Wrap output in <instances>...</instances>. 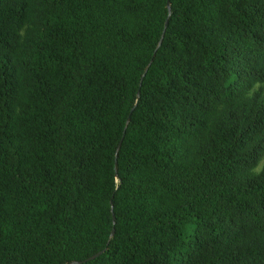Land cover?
I'll list each match as a JSON object with an SVG mask.
<instances>
[{
  "label": "trees",
  "instance_id": "trees-1",
  "mask_svg": "<svg viewBox=\"0 0 264 264\" xmlns=\"http://www.w3.org/2000/svg\"><path fill=\"white\" fill-rule=\"evenodd\" d=\"M93 256L264 264V0H0V264Z\"/></svg>",
  "mask_w": 264,
  "mask_h": 264
},
{
  "label": "water",
  "instance_id": "water-1",
  "mask_svg": "<svg viewBox=\"0 0 264 264\" xmlns=\"http://www.w3.org/2000/svg\"><path fill=\"white\" fill-rule=\"evenodd\" d=\"M130 121V118H129V120H128V122ZM121 145V144H120ZM96 256H93V257H90L89 259H87V260H84V261H77V262H73L72 264H82V263H84V262H87L88 260H92V259H94Z\"/></svg>",
  "mask_w": 264,
  "mask_h": 264
},
{
  "label": "rangeland",
  "instance_id": "rangeland-1",
  "mask_svg": "<svg viewBox=\"0 0 264 264\" xmlns=\"http://www.w3.org/2000/svg\"><path fill=\"white\" fill-rule=\"evenodd\" d=\"M262 166H263V163L259 166L258 171L262 168Z\"/></svg>",
  "mask_w": 264,
  "mask_h": 264
}]
</instances>
